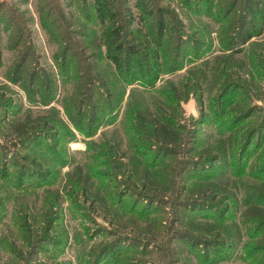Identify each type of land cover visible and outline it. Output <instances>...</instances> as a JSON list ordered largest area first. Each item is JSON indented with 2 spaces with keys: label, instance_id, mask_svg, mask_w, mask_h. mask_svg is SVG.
I'll list each match as a JSON object with an SVG mask.
<instances>
[{
  "label": "rangeland",
  "instance_id": "obj_1",
  "mask_svg": "<svg viewBox=\"0 0 264 264\" xmlns=\"http://www.w3.org/2000/svg\"><path fill=\"white\" fill-rule=\"evenodd\" d=\"M240 1L231 18L222 22L224 12L217 16V2L215 18H209L206 10L197 15L183 0H160L191 24L180 32L196 31L204 42L186 46L178 63L172 49L166 48L165 72L155 85L142 86L125 84L107 58L93 0H0V264H264V251H258L259 223L253 224L246 214L247 207L257 204V194H264V165L259 163L264 145L257 148V135L244 152L240 146L232 164L225 158L207 169L185 170L188 190L201 185L198 179L204 174L233 190L230 200L217 197L214 210L186 208L196 197L188 190L181 197L168 195L166 201L141 200L139 194L156 196L157 191L137 184L132 178L136 172L130 169L134 161L140 176L146 173L159 182L158 169L147 167L134 153L138 147L128 120L131 108L137 104L156 108L162 88L202 71L208 74L204 83L211 86L217 55L232 58L230 69L239 73L234 82L247 85L251 94L247 103L263 108L245 123L264 133V73L255 74L256 54L264 47V2L259 7L262 14H249L239 26L244 11ZM190 3L196 8L199 0ZM139 18L124 37L136 34L133 29L145 33L144 26L156 21L155 16L148 17L143 26ZM249 21L253 31L262 30L261 35L237 45L239 53L223 50L218 42L220 29L238 35ZM66 42L73 43L79 54L71 52L65 63ZM78 56L86 60L84 66H97L102 72L96 76L102 92L92 96L81 92L80 79L71 71ZM24 57L25 64L15 73ZM88 74L92 75L91 69ZM107 92L112 101L106 99ZM111 102L119 110L113 120ZM183 106L180 121L187 127L188 140L178 150L174 165L182 175L194 121L200 120L197 96ZM22 122L27 132L38 130L42 136L22 144L16 131ZM216 126H199L200 136L205 133L213 140L215 135L228 148L229 140L219 134V122ZM116 143L126 157L112 156L111 146ZM154 155L158 152L151 153L150 159Z\"/></svg>",
  "mask_w": 264,
  "mask_h": 264
},
{
  "label": "trees",
  "instance_id": "obj_2",
  "mask_svg": "<svg viewBox=\"0 0 264 264\" xmlns=\"http://www.w3.org/2000/svg\"><path fill=\"white\" fill-rule=\"evenodd\" d=\"M159 1L137 0L133 4L132 0H93L95 17L98 24L102 27L100 39L104 41V44L101 46L105 47L107 58L110 59L115 70L119 76L121 75L120 77H122L127 85H133L136 82L142 86L155 85L165 72L164 60L166 55L163 52L166 48L172 49V52H174V62L178 63L177 60L186 46L190 44L192 47L195 43L204 42L203 39L199 38L200 34L196 31L194 34L191 33V35H185L184 32H180L187 29L189 23L186 24L180 19L174 13L173 8L164 6L161 3L159 4ZM242 1L244 11L239 26L242 25L243 20L245 21L248 18L249 14L256 15L263 13L259 7L260 4H263L264 0ZM215 2L218 3L217 6L220 9L219 15L217 16H220L224 12L222 18H220L222 22H227L236 8L241 4L240 0H199L200 4L198 3L196 8H191L190 0H183V4L193 10L197 15L203 14L206 10L207 13L205 15L209 18H215ZM135 7L139 9V12L135 11ZM138 16H140L139 21L143 26L148 22V17L155 16L156 21L151 26H144L145 33H143L142 28L133 29V31H137L136 34L130 33L131 38L124 37V31L126 29H129V31L132 30L131 27L135 25ZM232 21V25H235L237 20L233 19ZM249 22L250 24L248 23L244 28L239 29L240 32L238 35L235 33V30L228 34V28L220 29L218 32V42L223 50H232V54L235 52L239 53L241 48L237 49V45L246 44L248 40L261 35L262 30L253 31L252 21ZM234 27L232 26V29ZM77 36L85 40L84 36L82 37L80 33H77ZM74 51L79 54L75 50L73 43L67 44L66 42L63 51L65 63L67 62L68 55ZM168 53H166L167 56ZM256 58L258 63L255 65V74H262L264 73V47H261V52H257ZM26 60L27 57H24L20 63L18 62L15 73L16 71L19 73ZM85 63L86 60L78 56L75 67L73 66L71 71H74L77 78L80 79L82 86L81 92H84L85 95H88L90 92L89 95L92 96L95 91L102 92L100 90V84L98 83L99 80L96 77L102 74V72H98L97 66L95 68L90 67L88 64L84 66ZM81 64L82 66H80ZM177 65L176 69H180L181 64L179 63ZM233 65L232 58L217 55L214 57V64L212 66L214 82L211 86L204 83L206 82L208 74L202 71L198 76H187L179 83H171L169 86L162 88L159 91V104L156 108L151 109L148 106L143 107V105L139 104L131 108L128 120L131 122L132 136L137 142L135 145L138 147L134 153L140 156L147 167L158 169L155 171V177L159 182L156 183L150 180V176L146 173L144 174L145 176H140L135 170L136 165L133 161V166L131 165L130 169L136 172L132 173L134 181L147 190L153 189L155 192L157 191V197L146 193L139 194L141 200L154 201L164 199L166 201L165 197L168 195L181 197L190 188V183H188L185 177L186 174L184 173L189 167L194 170L207 169L212 164L223 161L225 158H230V164H232L240 146L243 147L241 148L242 152H244L251 146L256 135L258 141L257 148L264 145V133L262 129L259 131L258 129H253V127L250 128L251 125L247 126L245 123L263 108L258 105L250 106L251 104L249 105L247 103L251 94L247 90V85L242 82H234L235 78L239 77V73L230 69ZM89 69H91L92 75L88 74ZM15 78L17 79L18 77L15 76ZM206 91H208V99H205ZM194 95L198 98L200 120L194 121L196 127L192 131L193 142L187 151L188 157L184 159L182 175L177 171L176 166H174L178 163L175 159V156L178 155V150L188 140L184 135L187 127L180 120L183 119L185 113L183 103L188 102ZM106 99L112 101L109 93ZM76 105L79 106L77 103ZM73 106L75 107V105ZM108 108L111 109V120L113 118L116 119L119 115L118 108L112 102ZM69 115L72 117L70 111ZM38 121L45 123L44 129H46V122L41 118ZM91 121L95 120L92 118ZM216 122L220 124L218 127L220 130L219 134L224 136L226 141L229 140L228 148L215 135L213 136V140L207 138L205 133L203 137L200 136L199 126L209 125L211 129L214 127L217 129ZM25 126L22 122L16 128L19 136L18 139L22 144L27 139L42 136V133L38 130L27 132ZM78 128L80 129V127ZM157 152L158 156L154 155L150 159L151 153ZM111 154H113L112 156L121 158L127 156V152L121 148V144L119 143L111 146ZM260 162L264 165V146L261 147ZM262 168L264 171V167ZM175 174L176 176L180 175L182 179L179 181ZM199 178L198 181L201 185H197V187H193L187 191L188 193L193 192L196 197L191 199L189 206H186V208L194 210L199 207H209L211 210H214L212 209L214 208L213 204H215L217 199L223 198L230 200L234 198L235 194L233 190L230 188H222V183L217 181L212 182L210 174L201 175ZM262 180H264V176ZM154 184L155 187L152 188ZM76 185L80 186L78 183ZM129 192L131 190L123 194L125 195ZM219 195L221 197L217 198ZM257 198V204L253 203L252 206L247 207L246 214L253 224L256 222L258 225L259 223L256 234H259L257 240L260 239L262 244H258V251L263 252L264 194H257ZM221 202L223 203L224 200L221 199Z\"/></svg>",
  "mask_w": 264,
  "mask_h": 264
}]
</instances>
